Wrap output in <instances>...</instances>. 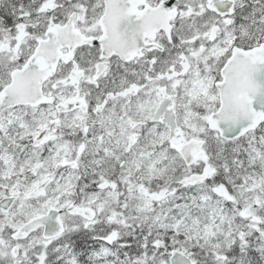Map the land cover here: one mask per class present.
Wrapping results in <instances>:
<instances>
[{
    "label": "snow or ice",
    "instance_id": "6c2138e0",
    "mask_svg": "<svg viewBox=\"0 0 264 264\" xmlns=\"http://www.w3.org/2000/svg\"><path fill=\"white\" fill-rule=\"evenodd\" d=\"M0 264H264V0H0Z\"/></svg>",
    "mask_w": 264,
    "mask_h": 264
}]
</instances>
